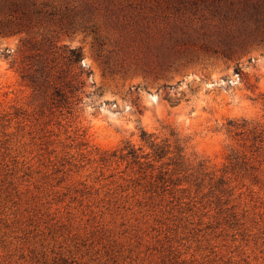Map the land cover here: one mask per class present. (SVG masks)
<instances>
[{
  "label": "rangeland",
  "instance_id": "374dc122",
  "mask_svg": "<svg viewBox=\"0 0 264 264\" xmlns=\"http://www.w3.org/2000/svg\"><path fill=\"white\" fill-rule=\"evenodd\" d=\"M245 8L0 0V264H264V14Z\"/></svg>",
  "mask_w": 264,
  "mask_h": 264
},
{
  "label": "clouds",
  "instance_id": "9594fccd",
  "mask_svg": "<svg viewBox=\"0 0 264 264\" xmlns=\"http://www.w3.org/2000/svg\"><path fill=\"white\" fill-rule=\"evenodd\" d=\"M151 99L154 102L157 100V97L153 96ZM193 103L196 104L197 111H198L199 110V103H201V102L199 100L194 99ZM190 106L191 105L185 106V105L181 104V105H178L177 108L173 109L174 112L180 113L178 116L175 117V122H176V125H178L177 130L180 132L181 135L185 134L186 132L191 131L190 127H185L186 125H189L192 123L191 118L184 114L188 111V107H190ZM256 111H257L256 109H252V110L247 111V112H242L239 109H237L234 111V113L232 115L234 117L251 118L256 113ZM150 115H152V114H145V117L143 118V123H144V125L147 126L148 131H157L159 128V125L157 124L156 121H157V119H163L164 118L163 112H162L160 107H156L154 109V116H152L151 119H149ZM195 115H196V112H193L192 116H195ZM115 123L120 126L121 134L123 136H127V134H128L127 130H133V124L131 122H124L122 120H117V121H115ZM108 131L110 132L111 130L109 129ZM111 138L116 139L117 137L115 135H113ZM215 139L218 142L219 140L223 139V137L217 136ZM225 143H227V141H225ZM201 148H202V145L200 143L199 137L191 140V142L189 144V151L200 152Z\"/></svg>",
  "mask_w": 264,
  "mask_h": 264
},
{
  "label": "trees",
  "instance_id": "16d2710c",
  "mask_svg": "<svg viewBox=\"0 0 264 264\" xmlns=\"http://www.w3.org/2000/svg\"><path fill=\"white\" fill-rule=\"evenodd\" d=\"M258 1L259 0H244V4L246 6L245 11L248 16L257 18L259 17V15L264 14V5H262ZM147 143L152 149L154 158H156L158 161L166 157L169 162L174 163L176 166H180L183 164L182 149L179 147L176 141L172 148H170V144L167 142L160 145L150 140Z\"/></svg>",
  "mask_w": 264,
  "mask_h": 264
}]
</instances>
